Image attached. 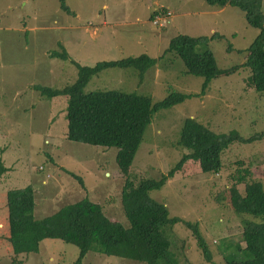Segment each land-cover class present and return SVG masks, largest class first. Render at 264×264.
<instances>
[{
	"label": "rangeland",
	"instance_id": "1",
	"mask_svg": "<svg viewBox=\"0 0 264 264\" xmlns=\"http://www.w3.org/2000/svg\"><path fill=\"white\" fill-rule=\"evenodd\" d=\"M64 3L70 12L62 11L58 0H0V264H72L79 252L74 244L47 238L38 252L12 255L6 240L9 189L32 186L36 217L87 196L108 218L127 227L121 204L126 177L137 184L140 178H156L177 163L187 151L178 144L185 117L192 116L215 132L234 128L242 137L264 131V92L248 89V70L242 66L245 49L259 30L249 26L237 8L225 5L219 10L206 0ZM153 12L167 16L166 23L155 25ZM179 34H216L208 49L221 75L205 91L203 78L187 74L174 53L165 54L170 39ZM61 50L84 67L141 55L156 60L141 79L134 68L106 69L91 78L85 91L135 92L152 102L169 93L189 97L156 111L130 165L118 167L117 148L65 138V96L46 97L32 88H61L76 79L77 69L69 60L49 56ZM226 70L233 72L222 75ZM221 162L220 171L211 174L202 173L189 160L158 189L148 192L166 205L169 216L196 225L210 253L209 262L197 249L190 229L182 222L172 228L192 264H223L225 258L241 257L228 252L244 243L239 239L241 218L231 210L227 190L243 168L264 185V135L250 143L230 144L222 151ZM237 188L242 192L241 184ZM82 264L145 263L88 251Z\"/></svg>",
	"mask_w": 264,
	"mask_h": 264
},
{
	"label": "trees",
	"instance_id": "2",
	"mask_svg": "<svg viewBox=\"0 0 264 264\" xmlns=\"http://www.w3.org/2000/svg\"><path fill=\"white\" fill-rule=\"evenodd\" d=\"M58 1L62 11L70 12L64 0ZM206 2L220 8L225 5L233 6L242 12L249 26L258 28V35L245 49L242 66L248 70V89L264 92L263 0ZM155 13L151 14V19ZM215 35L194 37L179 34L170 39L165 51V54L174 53L183 62L187 74L203 78L204 91L213 79L221 75L214 56L208 49V42ZM49 56L69 60L63 50L59 53L52 51ZM70 62L77 69L74 81L61 88L39 85H33L32 88L46 97L65 96V138L71 142L117 148L115 161L121 168L129 166L133 160L141 143L142 132L151 116L159 109L170 108L189 97L180 93H169L160 101L152 102L149 96L135 92L116 89L85 91L93 76L109 68H134L141 79L144 72L156 64L155 59L146 55L120 61L98 62L94 66L86 67ZM232 72L226 70L222 75ZM263 135L264 131H258L242 137L234 128L215 132L196 118L185 117L178 144L187 151L177 163L156 178H140L137 184L126 177L121 190V204L128 222L127 227L108 218L102 207L87 196L65 204L46 216L36 217L32 186L9 189L6 193V240L10 245V252L14 256L38 252L40 242L51 238L78 247V256L72 264H82L88 251L145 264H192L183 254L182 242L173 234L172 228L177 222H182L192 231L197 249L209 262L210 253L196 225L179 217L169 216L166 205L151 198L148 192L158 189L189 160L197 163L202 173L216 174L222 167L221 153L230 144L250 143ZM239 184L242 185V192L237 188ZM227 193L231 210L241 218L239 239L244 247L234 245L233 250L228 252L238 253L241 257L225 258L223 264H264L263 183L252 179L250 170L243 168L233 177ZM246 216H251L252 219Z\"/></svg>",
	"mask_w": 264,
	"mask_h": 264
},
{
	"label": "built area",
	"instance_id": "3",
	"mask_svg": "<svg viewBox=\"0 0 264 264\" xmlns=\"http://www.w3.org/2000/svg\"><path fill=\"white\" fill-rule=\"evenodd\" d=\"M166 14L169 15L170 13L167 11ZM166 17L161 18L159 15H155V19L153 20V23L157 26H161L162 24L166 23ZM160 20H162V23L159 22Z\"/></svg>",
	"mask_w": 264,
	"mask_h": 264
},
{
	"label": "crops",
	"instance_id": "4",
	"mask_svg": "<svg viewBox=\"0 0 264 264\" xmlns=\"http://www.w3.org/2000/svg\"><path fill=\"white\" fill-rule=\"evenodd\" d=\"M223 7H224V6H223ZM223 7H221V8L219 7V8H220L219 10L223 9ZM154 9H155V8H154ZM168 12L170 13V11H168Z\"/></svg>",
	"mask_w": 264,
	"mask_h": 264
}]
</instances>
